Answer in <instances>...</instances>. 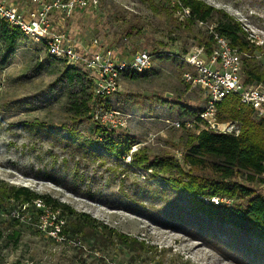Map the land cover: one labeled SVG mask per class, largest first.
<instances>
[{"label": "rangeland", "instance_id": "obj_1", "mask_svg": "<svg viewBox=\"0 0 264 264\" xmlns=\"http://www.w3.org/2000/svg\"><path fill=\"white\" fill-rule=\"evenodd\" d=\"M1 1L22 11L35 6L33 0ZM201 1L242 23L257 46L255 59L264 68V0ZM186 15L189 11L177 9L175 0H100L96 8L54 14V30L64 32L79 51H95L97 41L98 48L112 49L124 59L140 51L153 55L146 78L121 77L117 92L97 98L90 120L83 124L70 122L60 111L68 93L65 82L58 80L64 63L49 57L41 43L26 37L9 64L0 68V180L51 195L145 245L130 250L116 238L96 240L91 231L75 235L76 240L63 234L59 240L0 214L2 260L17 264H264L263 242L229 226L212 225L194 211L185 195L163 186L160 177L128 166L129 157L117 161L98 147L101 156L96 159L73 145L96 137L92 129L97 121L116 133L134 135L141 143L132 151L145 145L153 156L171 155L182 161L186 134L194 132V127L183 129L174 123L188 121L194 112L205 109L207 96L201 89L185 86L183 74L189 68L178 57L205 45L201 43L207 41L218 18L187 28L181 24ZM251 120L260 121L254 116ZM221 123H234L242 132L241 119ZM71 127L76 140L62 132ZM199 127L205 128L201 123ZM232 181L264 197L263 182H251L245 174ZM123 191L140 193L138 205ZM214 199L227 204L236 200L213 197L205 201L215 204ZM50 209L48 221L64 224L59 211Z\"/></svg>", "mask_w": 264, "mask_h": 264}, {"label": "trees", "instance_id": "obj_2", "mask_svg": "<svg viewBox=\"0 0 264 264\" xmlns=\"http://www.w3.org/2000/svg\"><path fill=\"white\" fill-rule=\"evenodd\" d=\"M175 5L177 9L189 11V15H186L181 23L187 28H193L199 23H207L218 15L214 22V30L227 38L231 46L238 48L245 56L243 60L245 84H264V68L258 65L254 54L257 46L240 21L201 0H175ZM24 39L26 36L18 27L0 19V68L9 64ZM201 44H205L207 51L210 52L213 45L212 35L209 34L207 41ZM42 45L46 50L45 45ZM48 56L64 63L58 71V80L65 82L68 93L60 111L69 117L72 123L83 124L89 121L97 100L94 95V79L89 72L68 66L65 60L54 58L49 54ZM150 72L151 70L142 74L133 72L124 75L128 77L129 74H133L131 78L134 79L146 78ZM185 86L189 88L186 83ZM99 103H102V100ZM203 111L204 109L194 112L192 115L194 117L188 120L193 121L194 132L188 131L186 134L182 161L171 155L153 156L145 145L132 151L134 146L141 143L134 135L127 131L116 133L97 121L92 129L97 136L73 145L85 156L96 159L101 156L98 147H102L105 153L107 152L117 161L124 162L126 157H129L128 166L150 171L153 176L160 177L163 186H169L177 195H185L194 211L208 218L212 225L229 226L240 234L264 243V197L257 194L254 189L232 181L235 177L245 174L251 182H264L262 178L264 119L254 123L251 120L252 116L255 117L253 109L243 106L237 95H228L217 103L216 117L219 122L241 119L243 126L239 135L206 128L199 130V123H203L199 114ZM186 122L183 121L180 128L186 129ZM72 129L74 128L63 129L62 132L69 134V140H76L78 135ZM104 163L105 161L102 162ZM198 171L201 172L200 175H197ZM123 193L136 205L141 200L140 193L135 191L132 195L127 191ZM213 197H230L239 200L229 204L220 201L219 204H210L205 201V199L210 201ZM37 200H42L48 207L59 211L60 216L65 220L62 234L69 235L75 240L77 239L75 235H83L91 231L96 240H100V236L116 238L120 244L130 250L145 246L138 239L119 233L115 228L98 221L90 214L78 212L69 204L51 195L38 193L27 186L8 185L0 180V211L7 212L16 207L15 204L33 205ZM12 220L20 223L18 220Z\"/></svg>", "mask_w": 264, "mask_h": 264}, {"label": "built area", "instance_id": "obj_3", "mask_svg": "<svg viewBox=\"0 0 264 264\" xmlns=\"http://www.w3.org/2000/svg\"><path fill=\"white\" fill-rule=\"evenodd\" d=\"M33 1L35 6L22 11L0 0V19L18 27L26 37L44 44L52 57L65 60L70 67L86 68L93 75L94 95L97 98L102 99L117 92L124 74L152 69L153 55L147 51L137 52L129 59H124L112 49L98 48L97 41L95 51H79L64 32L54 30V14L69 15L78 9L96 8L100 0ZM209 34L213 38L210 52L205 45H201L193 47L183 57H178L189 68L183 74V79L190 89H201L207 96V107L199 114L202 125L206 129L239 135V128L234 123H221L217 120V103L228 95H237L243 106L253 109L257 119H264V84H245L243 53L231 46L229 40L219 35L214 27L209 29ZM181 123L174 124L181 127ZM192 125L193 121L186 122L187 127ZM262 178L264 179V174ZM213 201L219 204L218 199ZM0 214L20 223H27L55 239L63 238V221L60 225H52V221H48L51 209L42 200L34 201L33 205H19L7 212L0 211ZM0 264L17 263L4 261L0 256Z\"/></svg>", "mask_w": 264, "mask_h": 264}]
</instances>
